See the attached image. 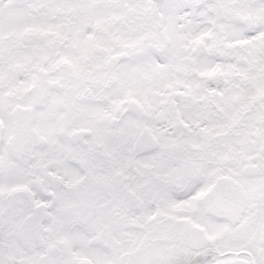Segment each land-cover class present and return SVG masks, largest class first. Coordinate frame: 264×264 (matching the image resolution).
<instances>
[{"label":"snow or ice","instance_id":"6c2138e0","mask_svg":"<svg viewBox=\"0 0 264 264\" xmlns=\"http://www.w3.org/2000/svg\"><path fill=\"white\" fill-rule=\"evenodd\" d=\"M0 264H264V0H0Z\"/></svg>","mask_w":264,"mask_h":264}]
</instances>
